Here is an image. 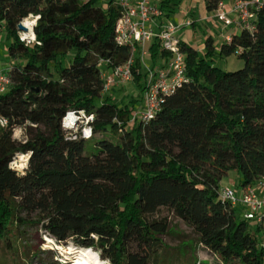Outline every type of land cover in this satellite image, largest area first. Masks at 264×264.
<instances>
[{
  "label": "trees",
  "instance_id": "1",
  "mask_svg": "<svg viewBox=\"0 0 264 264\" xmlns=\"http://www.w3.org/2000/svg\"><path fill=\"white\" fill-rule=\"evenodd\" d=\"M220 1L228 0L203 4L213 13ZM180 2L159 7L167 18ZM29 14L38 17L26 43L17 24ZM120 14L117 0H0V55L12 62L1 68L10 82L0 93V250L14 252V241L37 227L109 264H149L169 231L165 208L223 264H264V225L219 196L231 170L242 189L264 178V0L251 30L220 43L206 36L202 51L180 42L188 81L146 122L130 121L144 88L138 55V97L119 105L103 91L102 71L130 55L115 41ZM148 50L153 61L166 55L156 39ZM232 54L243 67L216 64ZM70 109L94 114L96 153L85 154L87 139L63 128ZM15 126L23 140L13 138ZM17 154L27 155L23 172L10 165Z\"/></svg>",
  "mask_w": 264,
  "mask_h": 264
},
{
  "label": "built area",
  "instance_id": "2",
  "mask_svg": "<svg viewBox=\"0 0 264 264\" xmlns=\"http://www.w3.org/2000/svg\"><path fill=\"white\" fill-rule=\"evenodd\" d=\"M160 1L117 0L121 14L115 23V41L129 47L130 55L122 64L102 71L103 91L132 81L133 67L138 55L145 71V79L142 101L133 108L130 114L131 122L149 121L160 109L163 97L188 81L184 55L180 50L181 40L177 35L179 27L161 20L164 13L159 7ZM260 4L261 0L220 1L213 12V18L219 21L223 28L235 25L239 30L242 28L251 30L253 28L251 19ZM230 11L234 13V18L229 16ZM30 16L34 22L38 17L31 14ZM185 25H190V21L187 20ZM19 38L26 43L35 41V36L27 39L24 37V31L20 30ZM155 39L159 41L160 48L166 55L162 58L163 63L152 67L145 62L148 57L146 46ZM225 39L229 40L230 34H227ZM9 82L7 74L0 68V93L6 90ZM94 119V114L84 109H70L65 112L61 124L64 129L71 132V138L90 139L93 135ZM0 123L5 124L6 120L0 119ZM219 196L234 207L242 206L241 215L244 219L264 225V178L246 187L240 196H237L229 185L222 186L219 189Z\"/></svg>",
  "mask_w": 264,
  "mask_h": 264
},
{
  "label": "rangeland",
  "instance_id": "3",
  "mask_svg": "<svg viewBox=\"0 0 264 264\" xmlns=\"http://www.w3.org/2000/svg\"><path fill=\"white\" fill-rule=\"evenodd\" d=\"M188 4L189 0H181L179 6L171 13L169 19L167 18L165 20L166 23L179 27L177 35L180 38H186L185 41L199 51L202 50L201 47L204 44L206 36H211L214 41L216 38V43L226 40L225 37L218 36L219 32L216 31L222 25L219 21H215L212 15L208 14L201 1L195 2L194 9L189 8ZM191 10L192 12L189 13V16H186L185 12ZM186 17L196 19L197 24H184L181 27L179 22L182 20L185 21ZM25 19L33 20L30 14L21 21ZM172 20H174V23ZM4 33L3 28L0 27L1 46L3 45ZM4 52L1 50L0 68L12 67V62L10 59H7ZM160 62L163 63V60L160 59ZM216 64L222 69L233 71L243 67L244 62L237 55L232 54L217 58ZM109 93L113 94L119 105H123L131 98L138 97L136 81L132 79V81L121 84L116 88L112 87ZM12 136L14 139L23 140L25 138L23 128L15 126ZM108 136H111V133ZM101 137L102 133H95L91 139L85 141V154L90 156L97 152L94 140L92 139H99ZM10 165L18 172H23L27 165V155L17 154ZM223 180H225L223 183L229 184L237 196L241 195V187L238 185L240 178L235 171H229ZM159 215L169 216L170 227L168 233L162 236L164 246L161 248L160 260L152 261L149 264H223L218 257L198 243L197 237L190 227L184 224L179 218L171 215L165 208L160 210ZM46 236L48 235L37 227L27 229L22 238L14 241V252L9 253L3 249L0 250V264H71L75 254L71 252L72 250H70V253L66 252L70 246L75 250L77 247L70 241L61 244L53 239L49 243L45 239ZM96 254L102 264H109L108 261L102 260L98 253Z\"/></svg>",
  "mask_w": 264,
  "mask_h": 264
},
{
  "label": "crops",
  "instance_id": "4",
  "mask_svg": "<svg viewBox=\"0 0 264 264\" xmlns=\"http://www.w3.org/2000/svg\"><path fill=\"white\" fill-rule=\"evenodd\" d=\"M199 1H201L202 4H203V0H189L188 7H189V8L191 7V8L194 9V7H195V6H194V5H195V2H199ZM203 7H204V4H203ZM193 9H192V10H193ZM204 9H205V7H204ZM192 10H191V11H187V12H185V15H186V16H189V13H191ZM205 10H206V9H205ZM207 12H208V11H207ZM208 14L212 15V17H213V13L208 12ZM228 14H229L230 17L234 18V13H233V12L230 11ZM167 18L169 19V17H167ZM167 18L164 16L163 19H161V20L165 21ZM213 19H214V18H213ZM187 20L190 21V25H195V24H197V20H196V19L186 17L185 21H187ZM214 20H215V19H214ZM172 21H173V23H174V20H172ZM185 21L182 20L181 22H179L180 25H181V27L184 26ZM215 21H216V20H215ZM158 23H160V20H158ZM152 27H153V25H152ZM154 28H156V27H154ZM216 31L219 32V33H218V36H223V38H224L227 34H235V33H238V32H239V28H237L235 25H232V26H229V27H225V28H223V26H221V27H219V29H217ZM177 33H178V32H177ZM220 33H222L223 35L220 34ZM215 36H216V35H215ZM179 38H180V37H179ZM180 40H181V41H184V42H187V41H185L186 38H183V39L180 38ZM216 41H217V40H216V38H215V42H216ZM148 45H149V44H148ZM148 45L146 46L147 50H148ZM201 49L203 50V46L201 47ZM201 49H200V50H201ZM197 50H198V49H197ZM202 50H201V51H202ZM145 62H146L147 64L151 65L152 67L161 63L159 58H158L156 61L151 60L149 50H148V57L145 59ZM224 181H225V180H222V181H221V187H222V186H225V185H229V184H227V183H223ZM243 190H244V189L240 188V191H241L240 193H242ZM236 209H237V211L239 212V214L241 215V212H242V206L239 205V206L236 207ZM241 216H242V215H241Z\"/></svg>",
  "mask_w": 264,
  "mask_h": 264
},
{
  "label": "bare ground",
  "instance_id": "5",
  "mask_svg": "<svg viewBox=\"0 0 264 264\" xmlns=\"http://www.w3.org/2000/svg\"><path fill=\"white\" fill-rule=\"evenodd\" d=\"M23 24L26 27V31H24V37L27 39H31L34 36L33 34L34 20L25 19L23 21ZM45 239L49 243L53 241V239L49 236H46ZM70 250H72L71 252L75 254V257L71 264H102L96 254V251H94L93 249L77 247L75 250L70 246L66 253H70Z\"/></svg>",
  "mask_w": 264,
  "mask_h": 264
},
{
  "label": "water",
  "instance_id": "6",
  "mask_svg": "<svg viewBox=\"0 0 264 264\" xmlns=\"http://www.w3.org/2000/svg\"><path fill=\"white\" fill-rule=\"evenodd\" d=\"M35 23H36V20H35V22H34V25H35ZM17 28H18V30H20V31H26V27L24 26L23 22H19V23L17 24ZM33 34H34V31H33Z\"/></svg>",
  "mask_w": 264,
  "mask_h": 264
}]
</instances>
